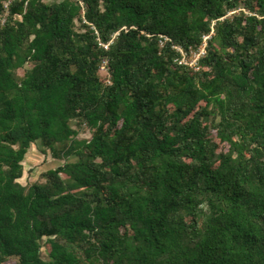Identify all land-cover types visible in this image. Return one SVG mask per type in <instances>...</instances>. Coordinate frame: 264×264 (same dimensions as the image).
<instances>
[{
    "label": "trees",
    "instance_id": "obj_1",
    "mask_svg": "<svg viewBox=\"0 0 264 264\" xmlns=\"http://www.w3.org/2000/svg\"><path fill=\"white\" fill-rule=\"evenodd\" d=\"M6 2L0 264H264V0Z\"/></svg>",
    "mask_w": 264,
    "mask_h": 264
},
{
    "label": "rangeland",
    "instance_id": "obj_2",
    "mask_svg": "<svg viewBox=\"0 0 264 264\" xmlns=\"http://www.w3.org/2000/svg\"><path fill=\"white\" fill-rule=\"evenodd\" d=\"M54 1V0H48ZM19 74H23L22 70H19ZM90 131L86 127H82L79 137H89ZM25 173L20 179L24 184H32L40 179L41 174L49 168L58 165V161L52 156V154H43L38 146H33L28 153L24 162Z\"/></svg>",
    "mask_w": 264,
    "mask_h": 264
},
{
    "label": "built area",
    "instance_id": "obj_3",
    "mask_svg": "<svg viewBox=\"0 0 264 264\" xmlns=\"http://www.w3.org/2000/svg\"><path fill=\"white\" fill-rule=\"evenodd\" d=\"M11 1L12 0H7L6 8L9 7V4L11 3ZM4 21H5V19H4ZM93 28L95 29L96 34L99 36V31L94 26H93ZM117 34H118V32L115 33L113 38L110 41H108V42L103 41L99 37L98 39H99L100 45L103 46L104 49H109L111 43L113 42V40H114V38L116 37ZM212 34H213V32L211 34L205 36V40L209 39L212 36ZM163 43H164V41H162V44ZM175 47L180 53V55L176 58V61H178L180 64H183V65H186V66H190V67H194V68H197V69L199 68L198 67L199 59L202 56H204L206 54V52H207L206 43H205V45L203 47H200L198 50H195L192 47L189 50H186L182 46H175ZM108 63H109L108 59L104 58L103 62H102L101 69H102L103 72H105L107 74V77L105 79L106 82L111 83V79H110L109 74H108Z\"/></svg>",
    "mask_w": 264,
    "mask_h": 264
}]
</instances>
